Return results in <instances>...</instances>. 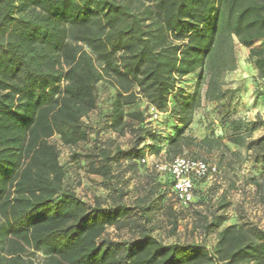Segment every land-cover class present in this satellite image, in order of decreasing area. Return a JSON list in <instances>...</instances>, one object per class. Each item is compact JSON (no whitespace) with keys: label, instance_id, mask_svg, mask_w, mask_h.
Instances as JSON below:
<instances>
[{"label":"trees","instance_id":"16d2710c","mask_svg":"<svg viewBox=\"0 0 264 264\" xmlns=\"http://www.w3.org/2000/svg\"><path fill=\"white\" fill-rule=\"evenodd\" d=\"M235 39L244 47L263 42L249 48L248 61L264 77V0H0V264H37V253L42 264H264V231L252 226L223 227L211 250L164 244L145 226L134 240L100 242L107 227L128 223L129 209L81 201L64 185L49 141L88 140L83 118L96 108L103 79L117 86L110 128L119 134L125 117L144 121L125 106L141 97L165 112L176 81L191 74L207 78L205 101L222 100ZM178 93L172 112L184 129L201 104L199 85ZM232 126L225 139L263 163L264 134L245 143L240 125ZM193 144L227 150L219 139L195 142L180 130L164 160ZM101 160L92 173L108 177L106 151ZM221 223L212 220L206 230ZM170 224L173 234L176 220Z\"/></svg>","mask_w":264,"mask_h":264},{"label":"rangeland","instance_id":"374dc122","mask_svg":"<svg viewBox=\"0 0 264 264\" xmlns=\"http://www.w3.org/2000/svg\"><path fill=\"white\" fill-rule=\"evenodd\" d=\"M262 45L263 42L255 41L250 47ZM250 47L234 40L235 68L223 73L221 81L227 94L218 102L204 99L207 78L191 74L176 81L168 110L156 121H148L147 104L141 97L125 106V113L140 112L144 121L138 123L125 117V130L119 134L110 128L117 86L114 80L103 79L95 90L96 108L83 118L88 140L76 146L64 145L57 135L49 140L59 152V162L65 170L64 185L81 201L103 207L119 202L129 209L128 223L107 227L100 242L134 240L139 227L145 226L164 244H191L211 250L216 233L225 226H252L264 231V162L255 163L245 145L225 139L233 130V122L240 125L236 133L245 137V143L264 134V77L248 61ZM197 84L201 104L193 110L190 124L183 129L172 109L179 97L178 90L192 94ZM180 130L183 137L195 142L219 139L227 147L209 151L193 144L183 146L177 154L206 160L218 169L216 175L198 181L193 201L187 206L174 199L168 179L151 164V156L155 161L166 158L168 141ZM147 149L148 161L143 163L141 153ZM102 151L110 158L108 177L92 173L102 162ZM141 208L145 214L141 215ZM219 219L221 225L208 232V222ZM174 220L176 228L172 234L170 223ZM43 258L37 253L35 262L42 264Z\"/></svg>","mask_w":264,"mask_h":264},{"label":"built area","instance_id":"2783aa9c","mask_svg":"<svg viewBox=\"0 0 264 264\" xmlns=\"http://www.w3.org/2000/svg\"><path fill=\"white\" fill-rule=\"evenodd\" d=\"M147 104L148 121L153 122L164 115L163 111ZM151 156L152 167L161 175H165L170 182V190L174 199L183 206L193 201L194 190L199 180L208 179L217 174V166L198 158H189L182 155L170 160L155 161ZM143 163L148 161V149L141 158Z\"/></svg>","mask_w":264,"mask_h":264}]
</instances>
